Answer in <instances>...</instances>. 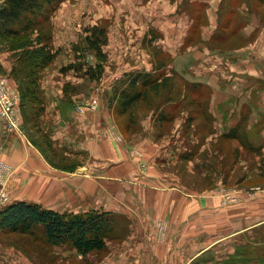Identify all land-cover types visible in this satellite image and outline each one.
Instances as JSON below:
<instances>
[{
    "label": "rangeland",
    "instance_id": "rangeland-1",
    "mask_svg": "<svg viewBox=\"0 0 264 264\" xmlns=\"http://www.w3.org/2000/svg\"><path fill=\"white\" fill-rule=\"evenodd\" d=\"M132 1L136 6L128 0H66L60 4L52 12L50 23L43 28L51 29L52 46L58 50V55L40 79L42 94L40 102L35 103L36 117L28 123L21 109L17 127L3 121L8 133L25 135L35 146L44 148L45 152H41L53 167L67 172L78 171L93 178L84 182L80 192L74 189L72 193L117 208L119 213L107 211L119 218V238L109 241L104 251L83 256L73 248L49 245L43 240L38 247L36 241L29 244L27 236L0 230V264H147L148 259L160 261L161 248V257L154 252L169 242L170 234L169 222L163 218L156 224L152 241L147 240V250L153 254L149 251L146 252L150 255L146 254L141 246L138 250L130 248L131 257L120 255L117 250L110 256L112 248L127 239L131 238L133 247L135 240H141L131 233L140 227V218L137 223L131 222L123 212L121 191L131 184L124 182L116 170L120 168L118 159L122 158V147L129 150L127 154L135 162L137 171L149 168L145 161L142 162L145 166L137 163L138 158L144 156L138 142L143 137L149 139L143 143L147 148L157 146L152 140L159 142L157 156L150 161L169 176L165 187L179 188L177 191L185 196L184 205H191L201 193L217 195L224 210L233 211L252 202L250 214L240 216L232 229L226 220L222 223L224 230L219 228L218 231L224 234L233 230L234 233L200 257L224 258L234 251L235 245L238 248L246 241L264 245V7L258 5L250 14L245 8L248 5L249 9H254L255 1L224 0L227 6H233L230 24L246 21L261 24L257 29L260 34L255 39L240 37L233 42L230 34L226 40L208 42L205 36L209 25L204 30V39L199 36L198 25L191 43L175 53L177 44L167 49L165 40L154 28L183 30L180 20L187 19L192 10L183 6V0ZM208 1L201 10L192 11L204 15L199 20L202 26L213 19L207 15L206 8H211V12L208 11L213 14L212 9L220 2ZM2 2L0 0V5ZM253 14L257 18L252 17ZM94 26H103L107 31V42L100 58L86 47L88 29ZM179 30L173 34L175 37ZM243 47L242 52H236ZM165 49L174 55L166 54ZM11 54L6 39L0 35V73L8 77L10 86L21 96L16 79L10 77L14 63ZM223 55L233 63L222 58ZM238 56L242 58L240 61ZM71 63H82L84 70L63 72L62 68ZM156 66L158 72L170 77V82L164 83L158 91L144 93L143 100L121 115L120 97L129 90L132 74L153 72ZM90 68L96 72L95 77L84 75ZM178 72L189 79L195 76L209 83L204 84L202 93H190L191 85ZM94 98L98 104L93 108L90 103ZM57 114L61 116L59 119H56ZM103 142L105 149L101 147ZM99 160L101 169L95 172L92 165ZM67 167L74 169L65 170ZM17 185L16 169L0 157V194L3 191L8 195L7 202L0 203V207L13 201ZM173 203L174 215L188 211L181 200L173 199ZM226 210L225 217L236 221L238 216ZM132 216L138 217L135 212ZM248 223L250 227L238 231L242 224ZM215 232L213 222L205 232V240ZM190 235L193 234L190 232ZM197 235L203 239L204 231ZM216 262L217 259L211 264H223Z\"/></svg>",
    "mask_w": 264,
    "mask_h": 264
},
{
    "label": "crops",
    "instance_id": "crops-1",
    "mask_svg": "<svg viewBox=\"0 0 264 264\" xmlns=\"http://www.w3.org/2000/svg\"><path fill=\"white\" fill-rule=\"evenodd\" d=\"M128 3L134 5V2L132 0H128ZM182 3L187 10L191 9L193 11L198 9L201 10L202 8L200 7L209 4V1L183 0ZM122 5H125V3L123 2ZM232 7L233 6L231 5L230 7L227 6L224 0H220V2H218V5L212 9L214 10L213 14L209 13L211 8H206L207 15H211L213 18L208 21L206 26H202L203 23L197 20L198 12L191 11L187 19L181 18V23H179V25L183 27V30L178 29V37H175L176 35H173L178 31L175 28L171 27V31L168 29L165 30L163 26L158 27L159 29L154 27L153 28L155 32L158 35H161L160 37L165 40L164 43L166 44L165 47L167 49H170L168 48V46H172L175 43L177 44L176 52L173 50L175 53L179 51V48L184 49L188 44L191 43V30L193 28V25L196 23L200 27L199 36L203 39V35L205 33L204 30L209 25L210 30L206 32L207 36L204 35L205 40L208 42L226 40L230 34L232 36V42L234 41V39L240 37H243L247 40L253 38L255 39L256 36L260 34L257 33V29H260L262 27L261 24H250V22L248 21L239 22L236 24L232 23L229 25V28H227L226 31H223V28L225 27H221V11L232 10ZM245 10L250 14L255 12L254 9L253 12H250L248 5ZM246 14H242V16H246ZM252 17L257 18L255 14H253ZM262 25L264 26V24ZM234 32L236 33L233 34ZM240 50L242 52V50H244V47L240 48L236 52H239ZM165 51L170 55H174L169 50L165 49ZM221 57L233 63L230 58L224 55ZM237 58L239 61L242 59L239 56ZM179 74H181L186 81L196 84L193 92L197 95L203 92L204 84L209 83L195 76L194 78L189 79L188 76H185L182 73ZM193 75H195V73H193ZM73 107L74 105L71 106L70 109H73ZM60 117L61 116L57 114L56 119H59ZM0 125V149L1 147H4V150L0 151V157L2 160H5L9 164H11L16 169V173L18 174V185L13 195V201L25 200L29 202L40 203L47 208L54 209L59 212L80 213L95 208L115 211L119 213V210H117V208H111L103 203V201H89L86 196H81V194L79 193H72L74 189L79 190L80 192V189H82L84 182L86 180L89 181L93 179L91 176L82 175L78 171L67 172L53 167L45 159L41 150L32 142H30L25 135L22 136V134H17L14 132L13 134L8 133L2 120H0ZM145 139L149 141V139L146 137H143L139 139L140 141H138L140 142L139 145H141L143 148L140 150L143 151L144 156L142 158H138L137 163L138 166H140L141 164L145 166L142 163L143 161H145V163L148 164L149 168H141L142 172H140V169L138 170V172L135 162L130 159L127 154L129 150H127L126 147H122V158L124 157V159H118L120 168L116 170L117 174L120 177L124 178V182H128L131 184L124 186L123 190L121 191L124 202L123 205H125L123 212L125 213V215H128L130 217L131 222H136V220L140 218V227L135 230L133 229L131 233L132 237H140L141 240H135V244L133 247L130 244L131 238L129 240L127 239V241H124L118 247H113L110 256L114 253V250H117L120 255L131 257L130 248L131 250H138L141 246L142 249L145 250V252L149 251L151 254H153L150 249L147 250L149 245L147 240L152 241L151 238L153 237V235H155L156 232V224L161 221L159 220L160 218H163L162 220L168 221L170 225V234L168 239L169 242L159 247L156 253L153 251L154 255L156 256H159L162 251L163 254L160 261H152L147 258L148 261L146 263L189 264L194 258L199 257L200 253L202 255L204 251L214 248L218 242L223 241V238H228L229 235L233 234V230H228L229 232L226 231V233L224 234L219 233L218 231L219 228L224 230L222 223L226 220L227 222H229L228 226L230 227V229H232L233 224H236L240 221V216L244 217L250 214V204L252 202L247 205L245 204L238 209H233V211L225 209L228 214H235L238 216L236 218V221L234 222L233 220L231 221V219L225 217V210L220 207L217 195L213 196L211 193H201L199 195L200 198L193 201L191 205L189 203L184 205L185 196L177 191L179 190V188L172 189L171 187H165L164 184L168 180L169 176L166 172L160 170L157 166H155V164L150 161L151 157L157 156V152L159 151V142L152 140L151 142L153 144H156L157 146L153 148H147V146L143 144L144 141L148 142ZM104 144L105 143L103 142L101 146L102 149H105ZM100 165V160L98 161V163L94 162L92 165V169H94L96 172L101 169ZM105 171L108 174H111V170H109L108 168H106ZM134 178L137 179L136 182L130 180ZM173 199L181 200V205L184 206L185 209H188V211L185 210V212L183 213L174 215L173 211L175 205L173 203ZM262 208L264 209V207ZM133 212H135L138 217L132 216ZM213 222H215L216 232L210 236L209 240H205V232L208 231V227H211ZM248 227H250V223H248L247 225L242 224L240 229H237H239L238 231H240ZM202 230L204 231V240L197 235V233ZM190 232L193 235H190ZM160 248L161 250L159 253ZM146 254L150 255L147 252ZM136 264L145 263L137 262Z\"/></svg>",
    "mask_w": 264,
    "mask_h": 264
},
{
    "label": "trees",
    "instance_id": "trees-1",
    "mask_svg": "<svg viewBox=\"0 0 264 264\" xmlns=\"http://www.w3.org/2000/svg\"><path fill=\"white\" fill-rule=\"evenodd\" d=\"M65 1L3 0L0 5V35L6 39L7 49L12 53L14 63L10 77L15 78L18 83L21 92V109L28 123L33 122L36 117L34 109L35 103L40 102L39 98L42 94L40 79L43 77V71L58 55V50L55 51L52 46L51 29L46 31L43 28L50 23L48 20L52 12ZM253 1H255L254 10L258 5H264V0ZM250 12H253V9H250ZM232 14V10L221 11V27H225L223 31L229 28ZM203 18L204 15L198 12L197 20L201 21ZM197 27V23L193 25L191 37ZM88 30L86 47L96 52L100 58L103 56L102 47L107 42L106 28L94 26ZM35 33L37 35L34 37ZM165 53L170 55L168 52ZM71 69L78 73L83 71L84 67L82 63L76 65L71 63L62 68L63 72ZM157 69L156 66L153 72L132 74L129 90L124 91L120 97L121 115L127 114L135 104L143 100L144 93L151 90L158 91L164 83L170 82V77L158 72ZM84 75L95 77L96 72L90 68L85 70ZM188 83L191 85L189 87L191 93L196 84L189 81ZM139 87L141 89H138ZM40 150L45 152L42 147ZM73 169L67 167L65 170L73 171ZM118 227V216L107 210L59 212L40 203L25 200L12 201L0 207V230L27 236L29 244L36 241L38 247L43 240L49 245L73 248L83 256L104 251L109 241L119 238ZM200 256L189 264H211L216 259V263L223 262V264H264V245H255L246 241L238 248L235 245L234 251L221 259L216 258L215 255L207 258Z\"/></svg>",
    "mask_w": 264,
    "mask_h": 264
},
{
    "label": "built area",
    "instance_id": "built-area-1",
    "mask_svg": "<svg viewBox=\"0 0 264 264\" xmlns=\"http://www.w3.org/2000/svg\"><path fill=\"white\" fill-rule=\"evenodd\" d=\"M98 100L94 98L90 103L91 107H96ZM80 110H83L81 107ZM0 120L8 123L11 127H17L21 120L20 96L18 91L11 87L8 77L0 73ZM0 203L4 204L8 200V195L2 191Z\"/></svg>",
    "mask_w": 264,
    "mask_h": 264
}]
</instances>
